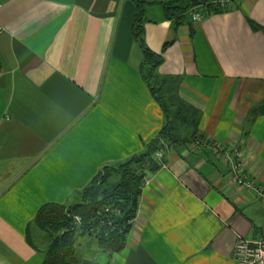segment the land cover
<instances>
[{"label": "crops", "instance_id": "obj_1", "mask_svg": "<svg viewBox=\"0 0 264 264\" xmlns=\"http://www.w3.org/2000/svg\"><path fill=\"white\" fill-rule=\"evenodd\" d=\"M142 1L158 78L200 117L201 137L163 151L124 249L103 254L94 244L91 255L239 264L235 244L264 235V200L231 181L213 143L236 147L264 187V0L205 11L197 24L166 17L174 0ZM136 11L132 0H0V264H43L49 237L32 224L37 210L77 201L102 167L159 135L165 117L142 75Z\"/></svg>", "mask_w": 264, "mask_h": 264}, {"label": "trees", "instance_id": "obj_2", "mask_svg": "<svg viewBox=\"0 0 264 264\" xmlns=\"http://www.w3.org/2000/svg\"><path fill=\"white\" fill-rule=\"evenodd\" d=\"M132 1L137 8L132 32L144 53L142 75L148 82L153 97L163 109L164 125L143 153L102 167L93 181L78 194L77 201L67 205L46 203L37 210L32 224L46 232L49 237L43 264H101L92 255L87 256L84 252H79V237L92 238L103 254L122 251L127 242V235L138 216L143 178L159 170L165 162L164 153L163 157L158 159L155 157L156 152L201 137L198 127L200 117L176 98L171 81L158 78L156 69L162 57L150 51L143 39L145 2ZM180 1L174 0L164 4L167 18L182 20L189 9L211 4L214 0L193 2L185 6H182ZM209 9L215 12L225 11L216 7ZM249 24L253 30H263L253 21L249 20ZM167 93L172 94L175 99V111H171L167 106L168 103L164 99V94ZM259 112L264 113V106ZM27 239L30 241L29 236Z\"/></svg>", "mask_w": 264, "mask_h": 264}, {"label": "built area", "instance_id": "obj_3", "mask_svg": "<svg viewBox=\"0 0 264 264\" xmlns=\"http://www.w3.org/2000/svg\"><path fill=\"white\" fill-rule=\"evenodd\" d=\"M236 0H214L211 4L194 7L190 10V22L200 23L203 20L204 12L210 8L231 9ZM213 149L230 170L231 181L239 187H243L252 192L255 199L264 200V187L249 172L246 160L242 157L236 147L225 148V143L214 142ZM155 157H163V150H158ZM162 164L161 168L165 167ZM152 177L148 174L143 178V186L149 185ZM135 221V220H134ZM134 223V222H133ZM234 258L239 264H264V235L257 239H241L235 244Z\"/></svg>", "mask_w": 264, "mask_h": 264}, {"label": "rangeland", "instance_id": "obj_4", "mask_svg": "<svg viewBox=\"0 0 264 264\" xmlns=\"http://www.w3.org/2000/svg\"><path fill=\"white\" fill-rule=\"evenodd\" d=\"M185 20L188 22L189 19H190V11L188 10L185 14ZM152 83L154 85H156L154 83V80H152ZM164 99L166 101V103H168L167 106H169V109L171 111H175L176 109V106L174 105V102H175V99L173 98L172 94L170 93H167V94H164ZM169 101V102H168ZM91 239V241L89 240ZM88 242L90 241L87 245L85 244V242ZM78 242L81 244V247L79 248V252L81 251L82 253L84 252L87 256L88 255H91L92 254V251H93V248H94V240L92 238H88V237H79L78 238Z\"/></svg>", "mask_w": 264, "mask_h": 264}]
</instances>
